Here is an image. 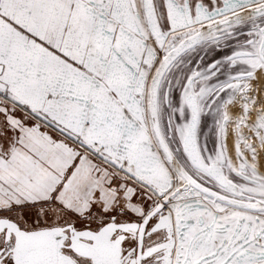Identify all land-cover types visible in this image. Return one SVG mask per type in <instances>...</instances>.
<instances>
[{
  "label": "snow or ice",
  "instance_id": "snow-or-ice-1",
  "mask_svg": "<svg viewBox=\"0 0 264 264\" xmlns=\"http://www.w3.org/2000/svg\"><path fill=\"white\" fill-rule=\"evenodd\" d=\"M0 264H264V0H0Z\"/></svg>",
  "mask_w": 264,
  "mask_h": 264
}]
</instances>
